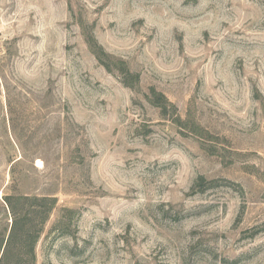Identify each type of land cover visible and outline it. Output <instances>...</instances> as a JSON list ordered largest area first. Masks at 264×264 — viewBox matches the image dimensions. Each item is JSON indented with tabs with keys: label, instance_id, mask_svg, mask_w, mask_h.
Returning <instances> with one entry per match:
<instances>
[{
	"label": "rangeland",
	"instance_id": "obj_1",
	"mask_svg": "<svg viewBox=\"0 0 264 264\" xmlns=\"http://www.w3.org/2000/svg\"><path fill=\"white\" fill-rule=\"evenodd\" d=\"M6 200L35 264H264V0H0V261Z\"/></svg>",
	"mask_w": 264,
	"mask_h": 264
},
{
	"label": "trees",
	"instance_id": "obj_2",
	"mask_svg": "<svg viewBox=\"0 0 264 264\" xmlns=\"http://www.w3.org/2000/svg\"><path fill=\"white\" fill-rule=\"evenodd\" d=\"M42 202H44L45 208L47 200H42ZM6 204L14 217L6 242L5 239L2 240V244H6L0 264H4L6 257L12 253L20 262L35 264V248L48 220V215L53 208V203H50L49 208L44 210L40 205L39 210L35 208V212L25 213V216L19 215L10 201L6 200Z\"/></svg>",
	"mask_w": 264,
	"mask_h": 264
}]
</instances>
